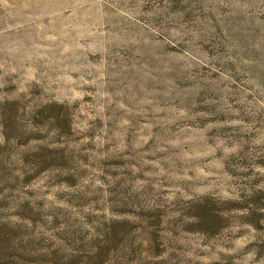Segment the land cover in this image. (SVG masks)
<instances>
[{
	"label": "rangeland",
	"instance_id": "1",
	"mask_svg": "<svg viewBox=\"0 0 264 264\" xmlns=\"http://www.w3.org/2000/svg\"><path fill=\"white\" fill-rule=\"evenodd\" d=\"M0 180L111 264H264V0H0Z\"/></svg>",
	"mask_w": 264,
	"mask_h": 264
},
{
	"label": "trees",
	"instance_id": "2",
	"mask_svg": "<svg viewBox=\"0 0 264 264\" xmlns=\"http://www.w3.org/2000/svg\"><path fill=\"white\" fill-rule=\"evenodd\" d=\"M9 104L5 102L1 107L6 142L13 139L17 145H26L37 139V133L32 129L15 123ZM43 114L44 111L38 109L33 116L39 119ZM56 121H64L65 126L69 123L65 117H57ZM33 152L41 157L43 149ZM47 203L48 200L38 193L14 195L0 188V264H111L112 250L122 249L124 221H105L97 227L95 237L70 241L65 236L69 228L68 220L65 219L60 228V214L54 211L63 209L55 205L46 209ZM48 216L52 221L48 220ZM141 229L147 234L145 243H137L134 237L132 243L155 251L158 243L154 228ZM66 242L71 244V249ZM149 264L156 262L150 261Z\"/></svg>",
	"mask_w": 264,
	"mask_h": 264
}]
</instances>
